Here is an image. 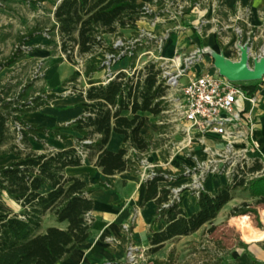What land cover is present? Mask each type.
Returning <instances> with one entry per match:
<instances>
[{"label": "trees", "instance_id": "16d2710c", "mask_svg": "<svg viewBox=\"0 0 264 264\" xmlns=\"http://www.w3.org/2000/svg\"><path fill=\"white\" fill-rule=\"evenodd\" d=\"M186 1L187 5H180L182 14L189 13L200 0ZM168 2L178 10L179 0H57L53 10V33L46 36L57 37L59 51L69 63L76 65L77 58L84 60L86 56L104 52L106 34L113 38L125 37L122 30L130 29L131 35L128 36H136V22L142 17L152 18L161 13ZM148 7L154 10L147 13ZM42 32L33 26L19 35L17 48L5 62L0 63V68L20 58V46ZM143 46L136 45L135 51ZM135 57L134 52L127 58L128 68H133ZM102 69L100 63H84L82 72L87 84L84 91L83 85L77 83L79 75L76 72L62 83V86L67 85L82 96L80 107L83 113L67 124H56L52 128L29 124L23 115L48 105L58 95L41 94L27 100L24 98L26 87L10 93V87L0 83V145L10 143L9 150L14 155L0 165V192L21 207L20 211L14 212L0 198V264H56L88 241L93 223L89 217L93 199L89 195L96 188L108 187L101 181L91 186L79 177L66 176L67 167L79 166L85 158L95 155V165L106 176L123 171L137 174L139 160L160 147V140L154 139L152 134L139 133L146 120L140 113L160 116L166 108L162 99L166 87L160 81L154 63H146L131 75L120 70L106 83L91 78L93 73ZM250 88L249 92H253L256 85ZM123 111H129L131 118L123 115ZM111 132L123 135L116 152L104 148ZM39 133L46 137L51 134L62 141L74 137L76 144L74 147L44 148L42 152H36L30 144L31 141H41ZM84 140L90 142L83 143ZM78 147L85 152V157L79 154ZM130 149L133 151L128 154ZM6 152L4 150L1 154ZM259 166L255 163L250 170ZM161 181L167 179L156 175L143 181V202L154 200L153 221L164 224L161 230L150 232L146 255L160 250L165 242L195 230L182 205L183 196L173 197L170 187L159 186ZM227 187L221 186L220 193ZM217 196L201 191L195 204L202 207ZM253 204L261 215L263 229L253 228L248 213L236 219L247 230L245 238L257 241L264 237V197L253 200ZM47 213L53 215L57 222L65 221L66 227L49 226L42 232V220ZM173 261V253L170 252L165 259L153 258L151 264H174ZM99 264L130 263L113 260Z\"/></svg>", "mask_w": 264, "mask_h": 264}, {"label": "crops", "instance_id": "0c3cea01", "mask_svg": "<svg viewBox=\"0 0 264 264\" xmlns=\"http://www.w3.org/2000/svg\"><path fill=\"white\" fill-rule=\"evenodd\" d=\"M216 2H219V0H216ZM221 2L223 5L221 6V9L217 11L216 16L218 19H222L224 22L228 21V23H231L230 25H227L229 30L227 31V34H230V37H228L230 39L229 41H221V39H224L220 35L222 32L214 30L213 32L204 33L198 30V28L196 29L194 27L186 28L181 35L176 37L173 30L174 28H177L176 24L165 23L162 27L158 26V28H166V33L168 31L172 32L170 33L167 42L161 48V54L164 57H171L175 50L178 49H182V51L185 52L191 51L196 47H207L212 51L222 53L229 59L237 60L239 58V51L236 48L237 44L248 41L249 30L252 31L250 42L251 54L255 55L259 53L261 48L264 47V0H221ZM54 8L55 6L53 7V10ZM189 13L183 14V16L185 17L189 15ZM233 16L237 19L236 21L233 20ZM151 20L152 18H150L148 21ZM148 21H142V19L138 20L136 22L137 29L141 30L142 28H152L151 22L149 23ZM184 21L186 22V19H182V22ZM139 23H145L146 26L139 25ZM233 25L242 28L243 32L241 36L236 34L235 29L233 30ZM230 30H233V33H230ZM43 32L42 34L32 37L30 42H28L30 44L34 43L39 45V47H36L32 52V55L38 58L50 56L46 46L49 42L48 37L43 36ZM130 33V29L122 30V34L124 36L130 35ZM111 37L112 36L108 34L104 35L105 40H108V38ZM174 38H177L178 41H175ZM38 42L41 43L38 44ZM231 43H233V48L230 46ZM99 53L101 52L88 56L85 60V63L97 65L98 62L95 60ZM120 64V68L112 70L120 71L127 67V65H124L125 61ZM205 65L206 63L202 62L196 65L195 69L199 70ZM75 70L76 69L73 64L65 61L58 65H51V67L45 71L43 78L46 83V87H48L50 92L58 95V97L53 99L48 105L25 113L23 118L26 120V122L39 127L43 126L52 128L56 124H67L78 118L83 113L82 108L80 107V102L83 100L82 96L76 93H69V86H62V83L71 74L76 72ZM204 71L212 73L213 68L209 65L207 68L204 67ZM103 76V72L98 71L93 73L91 78L102 80ZM80 84L85 85L86 79L81 81ZM251 85H256V88L253 92H249V90H251ZM242 86L247 87L246 89L243 88L247 94L254 95L256 98L255 104H251L249 101L245 100L241 102V106L244 108L245 116L250 120L252 127L251 138L258 144L260 151L263 153L264 76L256 83L247 81L244 82ZM122 114L128 118H131L132 116L129 111H123ZM140 114L145 117L146 120L144 121L143 126L140 128L139 133L142 135H155L158 132V126L156 123H152V121H150L153 118V115L147 112H142ZM72 135L74 136V133H72ZM38 136L39 138L42 136L47 140L48 149L74 147L76 144L74 137L62 141L51 134L46 137L39 133ZM122 141V134L111 132L104 148L108 151L116 152L121 146ZM31 143L33 151H43L44 147L41 144L34 141H31ZM160 147L155 149L158 150V152L151 150L146 156L142 158H146L149 161H158L163 165L162 169L166 172H171L176 168H180V164L177 161L178 159L169 161V151H165L163 155L160 152ZM132 151L133 149H130L128 154ZM150 153L153 155H150ZM157 153L163 158L164 161H161L162 159L160 161L157 159ZM257 154V152H250V156H255ZM10 159L12 158L9 157L6 162H8ZM95 160L96 156L93 155L90 159L85 158L81 165L67 167L65 169L66 176L79 177L82 181L90 184L91 186H95L97 182L101 181L108 188H96L89 195L90 198L93 199V209L89 213V217L93 220V223L91 228V236L88 241L74 249L68 258L56 264H99L101 262H111L113 260L123 261V249L118 243H116L114 246H111V241H117V239L125 237L126 234L122 230V226L124 224L130 225V231L131 234L133 232L134 240L136 246H138V249L144 248L141 246L145 245H148L149 247V234L145 233V227H148L149 233L151 231L161 230L164 227L163 222L153 221L155 209L154 200L143 202L145 185L143 183L144 180H142L140 176V160L137 174L123 171L110 176H106L101 172L100 168L95 165ZM213 181L224 182V179H209L205 183V188H207L208 185L210 186ZM259 181H264V179L254 182ZM172 183L173 182L161 181L159 182V186L173 185ZM3 194L14 206L18 207L17 203L10 199L4 192ZM189 195L192 196L190 199H193V205H196L195 203L197 196L193 194ZM182 196V205L185 209V198L184 195ZM47 215H50L52 220L50 224L44 227L42 232L46 227L49 226L58 227L60 229H64L66 227L67 223L65 221L57 222L53 215L49 213H47ZM112 238L116 239L114 240ZM138 243L140 245H138ZM231 264H264V239L256 244L246 245L244 248H242L238 254L234 255Z\"/></svg>", "mask_w": 264, "mask_h": 264}, {"label": "rangeland", "instance_id": "374dc122", "mask_svg": "<svg viewBox=\"0 0 264 264\" xmlns=\"http://www.w3.org/2000/svg\"><path fill=\"white\" fill-rule=\"evenodd\" d=\"M185 1L186 0H179L178 3L179 5L182 3L187 5L186 2L188 1ZM55 2L56 0L34 2L30 0H0V63L5 62L14 52L18 41L17 37L25 33L31 27L37 26L40 28L44 31L43 36L52 35L53 31L51 28L53 25V7L55 6ZM222 5L221 0H219V2H216V0H200L199 3L191 9L189 15L184 17L182 12L176 13V9L169 3L167 7L168 11L165 12L164 15L158 17L155 24L151 25L152 28H141L144 31H153L152 33L156 35L157 39L162 40V45L167 42L172 32L168 31L166 33V28H158V26L162 27L165 23L176 24L177 28L173 27L176 37L181 35L186 28L194 27L204 33L213 32L214 30L222 32L220 35L224 39H221V41H229L230 39L228 37H230V34H227V31H229L227 25L231 23H228V21L224 22L216 16L217 11L221 9ZM182 19H186V22H182ZM146 20L148 21L150 18H142V21ZM233 20L236 21L237 19L233 16ZM148 22L150 23L152 21ZM139 25L146 26L145 23H139ZM236 27L237 26L233 25V30ZM233 30H230V33H233ZM130 37L134 38L135 36H125L122 37V39L127 40ZM112 40L113 37L106 40L107 45L105 46L106 48H104L105 51H108ZM174 40L176 41L177 38H174ZM48 41L46 46L50 56L43 58L33 56V50L39 47V45L26 43V45L21 46L19 49L20 54H22L20 58L13 64L0 68V83L8 85L10 87V93H17L19 89L23 87H26L24 98L52 93L48 87H46L43 78L44 73L51 65H58L67 60L63 58L62 53L59 51L57 37H49ZM39 43L41 42H38V44ZM230 46L233 48V43H231ZM191 51L183 52L182 49L175 50L181 57L187 55ZM87 57L88 56L84 58L81 65H84ZM102 58L103 53H99L95 61L99 63ZM145 59H147V56H142L139 59H135V62L140 65ZM124 61V65H127L128 61L125 58L115 63L112 69L120 68V63ZM80 67L79 65V70ZM75 68L77 67L75 66ZM75 71L77 72V70ZM80 79L84 81L85 77H81ZM81 81H79V84ZM257 81H260V79L250 82L256 83ZM150 121L156 123L158 126V132L153 135V137L160 140V152L163 155L165 151H169L170 154H176L175 149L173 150V146L182 136L179 130L181 121L177 119L173 113H163L161 116H153ZM40 139L41 141L39 144L44 148H48L47 140L42 136H40ZM30 145L32 149V143ZM9 147L10 143L0 145V165L6 163L9 157L13 158L14 155L10 152ZM4 150L8 152L1 154ZM155 152H158V150H155ZM150 155L153 154L150 153ZM198 156L202 157L200 153H198ZM157 159L159 161L161 159V161H164L158 153ZM177 161L180 165L183 164L181 160ZM188 163L190 162L188 161ZM241 179L243 180V178ZM172 184L175 186L177 183L173 182ZM224 185L225 183L222 181H213L210 186L208 185L206 188L207 192L218 196L215 197L212 202L202 207L193 205V199H190L192 196L184 192L185 209L195 230L189 235L173 238L165 242L163 247L154 254L146 255L145 252L148 245L141 246L144 248L138 249L133 232L131 234V231L129 235H125V237H121L117 239V241H111V246H114L116 243L121 246L124 256L123 262L126 263L129 262L130 256L133 255L136 264H151L153 258L165 259L168 254L172 252L174 264H231L234 255L238 254L242 248L246 245L256 244L264 239L263 237L257 241L247 240L245 238L247 230L242 227L236 219L239 215L248 213L253 228L257 230L263 229L261 215L254 206L253 200L264 197V181L253 182L244 186L240 180L239 183L228 186L225 191L220 193V187ZM0 198L13 211H20L21 207L19 205L18 207L14 206L3 192H0ZM51 220L50 215H44L41 231L45 226L51 223ZM148 230V227H145L146 234H150ZM138 245L140 244L138 243ZM131 247L134 249L131 251V254H128Z\"/></svg>", "mask_w": 264, "mask_h": 264}, {"label": "built area", "instance_id": "2783aa9c", "mask_svg": "<svg viewBox=\"0 0 264 264\" xmlns=\"http://www.w3.org/2000/svg\"><path fill=\"white\" fill-rule=\"evenodd\" d=\"M169 3L174 6L168 2L161 13L152 17L154 19L151 20L152 25L160 15H164L168 11ZM181 8L182 6L179 5L176 13H181ZM153 10L152 7L146 8L147 13H151ZM137 30L138 33L134 38L130 37L127 40H123L122 37L113 38L108 51L104 49L103 58L99 62L103 67L101 70L104 75L102 82H108L118 72L112 70L115 63L127 59L134 52L135 59L147 56V59L140 65L134 62L133 68L126 67L122 71L131 75L142 69L148 62L154 63L155 68L158 69V77L166 87V94L162 97L166 108L160 116L163 113H173L181 121L179 130L182 136L173 146L176 154H170L168 160L178 159L183 163L179 166L180 168L166 172L158 161L142 158L140 160L141 179L163 175L168 182H176L175 186H167L170 187L175 198L182 196L184 192L195 196L201 191L207 192L205 183L209 179H224L225 185L228 186H233L240 180L242 185L246 186L254 181L264 179V152L262 153L258 144L252 140L250 120L245 116L244 108L241 106V102L245 100L251 104L256 102L255 96L247 94L243 89L242 85L247 81H230L220 75L218 69L213 65L212 54L216 51L207 47H196L183 57L177 52L171 57H164L160 52L163 46L162 40L157 39L156 35L152 33L153 31ZM235 32L241 36L243 30L241 27H236ZM248 36V41L238 43L236 48L240 54V45L249 47V64L251 66L255 58L264 55V47L259 53L252 55L250 51L251 30L248 31ZM138 44L144 46L135 51ZM62 56L66 59L64 54ZM82 62V59L77 58V64L74 65L79 72H76L79 75L77 83L81 77L84 78ZM202 62L206 63L205 68L210 65L213 72H205L204 67L199 70L195 69L196 65ZM79 65L81 66L80 70ZM86 87L87 84L83 85V91ZM68 92L75 93L70 87ZM31 98H27V100H31ZM17 128H19V124H17ZM89 142V140L83 141V143ZM78 152L82 157H85V152L81 147H78ZM250 152L258 154L250 156ZM198 153L202 157H199ZM255 163L260 165L259 168L250 170ZM122 230L126 235H129L130 225L124 224ZM133 249L131 247L128 254H131ZM128 263L135 264L133 255L130 256Z\"/></svg>", "mask_w": 264, "mask_h": 264}, {"label": "water", "instance_id": "95a60500", "mask_svg": "<svg viewBox=\"0 0 264 264\" xmlns=\"http://www.w3.org/2000/svg\"><path fill=\"white\" fill-rule=\"evenodd\" d=\"M239 50L240 54L237 60L226 58L220 52L212 54L213 65L218 69L219 74L236 82L261 79L264 75V55L255 58L250 66L249 47L240 45Z\"/></svg>", "mask_w": 264, "mask_h": 264}]
</instances>
